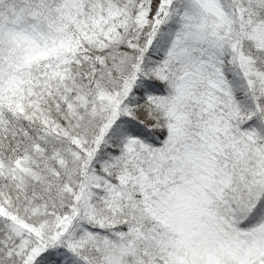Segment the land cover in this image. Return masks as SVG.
Here are the masks:
<instances>
[{"label":"snow or ice","instance_id":"snow-or-ice-1","mask_svg":"<svg viewBox=\"0 0 264 264\" xmlns=\"http://www.w3.org/2000/svg\"><path fill=\"white\" fill-rule=\"evenodd\" d=\"M0 264H264V0H0Z\"/></svg>","mask_w":264,"mask_h":264}]
</instances>
